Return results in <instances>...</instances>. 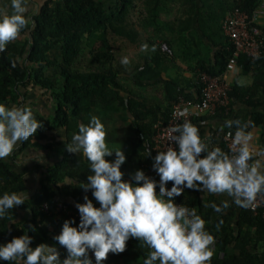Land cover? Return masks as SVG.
<instances>
[{
  "label": "trees",
  "instance_id": "trees-1",
  "mask_svg": "<svg viewBox=\"0 0 264 264\" xmlns=\"http://www.w3.org/2000/svg\"><path fill=\"white\" fill-rule=\"evenodd\" d=\"M199 1H46L34 17L33 28L23 48L18 49L14 44H7L5 51L0 54V103L6 106L20 105L21 91H25L30 85L49 92L55 104L50 118L35 117L41 122L42 128H38L35 135L25 141L22 147L50 150L51 146L44 143L48 132L61 128L66 133L67 143H70L72 134L78 130L77 125L86 124L93 113L107 117V113L125 111L135 123L137 143L140 147L148 146L149 150L153 125L157 122H168L178 98L197 100L200 96V86L197 84L193 83V93H189L177 81L163 82L161 74L167 68L164 61L173 60L176 54L173 51L172 56L165 55L160 51V44L166 43L173 49L178 38L167 40L161 37V42L155 44L157 41L154 39L161 34L157 27L159 15L172 5L181 7L182 26L179 31L181 34L187 33L188 42L199 49L196 51L195 48V57L198 59L194 67H191L194 75L200 71L211 77L220 76L225 73L233 58V48L221 30L219 32V27L215 32L218 40H213L203 32L201 34L199 28L194 27V20L199 17V8L202 7ZM224 1L227 5L224 17L235 8L251 16L262 3V0ZM138 6L147 13L148 24L154 26L151 44L156 48L142 56L137 53L138 62L130 60L122 64L119 59L121 49H137L146 43L140 41L142 37L133 20ZM252 26L259 30L264 45V25L253 23ZM53 51L57 52L60 61L51 56ZM202 52L203 59L199 57ZM83 60L88 61L87 68L80 72L78 66ZM235 62L241 67L243 75L252 78L250 85L237 87L233 81L229 93L231 109L227 115L216 111L213 115L194 116L191 123L198 127L202 138L207 137L210 146H218L226 152L223 137L234 132L235 126H221L225 120L239 119L248 124L247 130L259 131V152L264 148V47L256 60L239 55ZM49 69H58L59 78L46 76ZM124 80L136 84L142 91L133 93ZM160 83L163 91L162 102L143 93L146 88H154ZM216 120L221 124L214 128L212 123ZM144 153L146 156L141 157V163L150 165L151 157H148L145 150ZM89 174L88 162L82 153L70 154L65 150L62 157L39 179L33 199L26 202L25 208L30 211V218L19 222L0 220V241L19 236L32 226L34 229L28 234L33 237V246L40 242L53 243L51 236L58 233L62 221L74 217L65 215L62 211L57 212L54 201H60L72 213H77L74 203L82 202V192L78 184L64 185L63 179L68 177L79 181ZM21 190H27L23 174L12 170L4 158L0 159V193ZM176 199L187 207H195L197 214L205 220L206 230L215 238L210 264H264V219L261 213L253 214L247 208L239 206L237 214L234 210L237 205L226 194L186 190ZM210 201L218 205L221 201H227L229 206L221 213H216L205 206ZM44 203L48 204L47 211L42 209ZM10 215L14 221V210ZM235 218V227H230V222ZM137 243L135 240L128 241L125 252L118 255L110 253L104 264H142L149 250Z\"/></svg>",
  "mask_w": 264,
  "mask_h": 264
},
{
  "label": "clouds",
  "instance_id": "clouds-1",
  "mask_svg": "<svg viewBox=\"0 0 264 264\" xmlns=\"http://www.w3.org/2000/svg\"><path fill=\"white\" fill-rule=\"evenodd\" d=\"M31 3L7 0L0 6V52L30 22L26 13ZM121 63H127V58ZM233 126L235 131L226 134L231 137V150L225 152L210 146L190 121L176 124L169 129L165 150L154 156L148 150L152 174L136 169L125 178L122 147L109 148L104 124L90 116L86 124L77 125L71 142L64 143L68 153H82L91 173L84 180L63 179L62 184L76 183L82 192V202L74 203L78 218L64 219L58 233L51 236L53 243L33 246L28 234L32 226L0 243V264H104L110 253L125 252L130 240L148 248L142 264H210L213 236L206 230L205 220L195 207L178 203L176 198L186 190L226 194L233 204L247 208L258 195H264V148L254 151L253 133L239 119L225 120L221 127ZM38 128H42L41 122L28 107L0 103V159L11 155ZM38 156L43 159L26 158L21 163L25 166L34 160L43 164L44 154ZM26 200V190L0 193V220L14 222L10 212ZM205 206L221 213L229 204L210 201Z\"/></svg>",
  "mask_w": 264,
  "mask_h": 264
},
{
  "label": "crops",
  "instance_id": "crops-1",
  "mask_svg": "<svg viewBox=\"0 0 264 264\" xmlns=\"http://www.w3.org/2000/svg\"><path fill=\"white\" fill-rule=\"evenodd\" d=\"M46 1L48 0H32V3L30 4L29 7V11L28 13H26V16H28L30 22L26 24L23 30H21V33L19 34L17 39L8 43V45L14 44V46H17L18 49L23 48V44L25 43L26 40H28L30 31L33 28L34 17L38 15V13L40 12L42 6L45 4ZM6 2L7 0H0V6H4ZM34 8L35 11H33ZM258 24L264 25V19H259ZM218 27L220 32V23ZM219 35H221V33H219ZM195 48L196 51L199 50L196 46ZM51 56L56 58L57 61H60V59L58 58L59 55L57 54L56 51H53L51 53ZM176 57L177 55L174 58L172 57L173 60H171V62L176 61L173 64L175 65V67L177 65L178 68V70H176L177 74H176V79L174 81L175 82L177 81L179 86H184L189 93H193L194 90L193 83L196 84V75H194V72L191 70V67H194V64L196 63L198 57H195L191 64H182V65L178 63ZM199 57L201 59L204 58L203 52L202 54H200ZM170 66L173 67L172 64ZM240 70L241 67L231 75L232 76L231 83L233 84L234 81L236 82L237 87H246L250 85L252 78L248 75L247 76L243 75ZM79 71L83 72L81 70ZM226 71L225 74L229 76V74ZM58 73H59L58 69H49L46 72V76L48 77L53 76L55 79H58L59 78ZM162 75H164L162 76L163 82L173 81L169 78L170 75L168 74L169 75L168 76L167 72H163ZM129 88L133 91V93H138L142 91V89H140L139 86H137L134 83H132V85H130ZM145 90L146 92H143L145 95H147L150 98H155L159 100V102H162L163 91H162L161 83L154 88L150 87V88H146ZM150 92L152 94H150ZM19 102L20 105H15V106L28 107L29 109L32 110L33 115L35 117L50 118L53 115L55 104L50 97V93L43 92L34 86L29 85L28 89H26L25 91L23 90L21 91ZM11 106L13 105H9V107ZM262 110H264V107ZM92 115L97 116L104 124L105 132H106L105 142L108 147H110L109 144L112 142H115L116 144L124 145L122 150L126 155V160L125 163L121 166V170L125 172L126 174L125 178H127V173H131L134 172L136 169H139V166L142 162L141 157L146 156L144 150L147 153L148 146L143 145L142 147H140L139 144L137 143V137L135 136V132H136L135 123L133 122L129 114L126 113L125 111H120L117 114L107 113L106 114L107 117L104 116L100 117V115L97 113H93ZM219 124H221L219 120H216L212 123L214 128L219 126ZM252 133H253L252 148L254 149V151L257 152L259 148L260 133L258 130H254L252 131ZM61 136L63 137L64 142L61 140ZM44 143L50 145L51 149L50 150L41 149L30 146L22 147L21 144L17 146V148L14 150V152L11 155L4 158V161H6L9 164L12 170H14L19 174H23V177L26 181V187H27L26 191L29 193V200H26L24 205L13 209L14 213L16 214V219L14 220V222H19L26 219L28 220L30 218L31 216L30 211L25 208L26 202L31 201L35 196V194L37 193L38 181L45 174L46 170L51 166H53L62 157L63 152H65L64 143L65 144L67 143L66 133L61 128L48 132ZM142 148L145 149L142 150ZM39 152H42L44 154L45 162L43 164L38 163L34 160L29 161V163L26 164L25 166L21 163V161L26 158L43 159L38 156ZM106 159H112V157H108ZM234 210L238 214L240 210L239 206H236ZM235 223H236V218L230 222V227H235ZM4 242L6 241L5 240L0 241V243H4ZM221 257H222V253L219 254V258Z\"/></svg>",
  "mask_w": 264,
  "mask_h": 264
},
{
  "label": "built area",
  "instance_id": "built-area-1",
  "mask_svg": "<svg viewBox=\"0 0 264 264\" xmlns=\"http://www.w3.org/2000/svg\"><path fill=\"white\" fill-rule=\"evenodd\" d=\"M262 17H264V0H262L260 8L254 11L251 16L235 8L229 11L221 20V33L233 48V58L226 71L229 76L224 73L220 76L211 77L203 72L197 71L196 84L200 86L199 98L197 100H187L179 97L172 107L168 122L166 124L157 122L153 125V133L149 137V149L152 151L151 155L154 156L155 152L166 149L169 144V129L174 125L183 123L185 120L191 122L194 116L213 115L216 111H221L224 115L229 113L231 109V98L229 95L232 84L231 75L240 69L236 65L235 60L239 55L256 60L260 57L263 50L264 45L260 38L259 30L252 26L253 23H258ZM160 51L167 56H172V51L166 43L160 44ZM3 52H0V54ZM223 143L226 152H230L231 137L225 135L223 137ZM139 169L144 170L147 174H152L149 171L150 165L147 163H141ZM54 203L57 212L62 211L65 215H73L78 218L77 213L70 212L66 205L60 201L55 200ZM42 209L47 211L48 204L44 203ZM247 209L253 214L261 213V217L264 219V195H258ZM215 243L216 240L213 237L212 244L209 246L212 250L215 247Z\"/></svg>",
  "mask_w": 264,
  "mask_h": 264
},
{
  "label": "rangeland",
  "instance_id": "rangeland-1",
  "mask_svg": "<svg viewBox=\"0 0 264 264\" xmlns=\"http://www.w3.org/2000/svg\"><path fill=\"white\" fill-rule=\"evenodd\" d=\"M200 4L202 5L201 8H199L198 15L199 17H196L194 20V27L199 28L198 31L201 33H205L210 36L213 40H218V36L215 35V32L218 30V25L220 23L221 17L226 13V1L224 0H200ZM135 16L133 18L136 26L135 28L138 30L140 33L141 37L140 41H146L142 46L140 45V48H126L124 50H120V55L119 59L120 61L123 58H127V62L130 60L137 61L138 62V56H142L143 54L147 53L151 49H155L156 46L152 45L151 37L153 36L155 29L152 24H148L149 18L147 13L144 12V10L138 6L137 9L134 11ZM182 19V13H181V7L180 6H173L169 9H165L163 13L159 15L158 18V29L160 30L161 34L159 35L158 38L154 39L157 41L158 44L161 42V37H165L167 40L172 39V38H178L174 42L173 49L171 48L172 54L173 51L177 55L176 60L178 61L179 64H191L193 59L195 58V50L194 46L188 42V35L186 34H181L179 31V28H181L182 25H180V21ZM264 19V17L260 18ZM198 32V33H199ZM201 33V34H203ZM214 34V35H212ZM152 43V44H151ZM151 44V45H150ZM87 62L86 60H83L82 63L78 66V70L85 71L87 68ZM176 62V61H175ZM171 61H164V64L167 65V68L165 72H167V75L171 80L176 79V74L178 68L177 65H175ZM173 65L171 67L170 65ZM81 68V69H80ZM164 76L161 74V77ZM179 76V75H178ZM167 77V76H166ZM179 79V78H178ZM128 86L132 85L131 82L125 81ZM150 94H152L150 92ZM107 145V144H106ZM109 148H120L124 145L122 144H116L115 142H112L109 144Z\"/></svg>",
  "mask_w": 264,
  "mask_h": 264
}]
</instances>
